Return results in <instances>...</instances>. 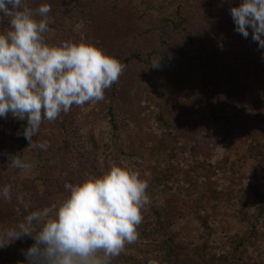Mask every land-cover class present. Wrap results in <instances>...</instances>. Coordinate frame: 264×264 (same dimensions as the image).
<instances>
[{"label":"rangeland","instance_id":"obj_1","mask_svg":"<svg viewBox=\"0 0 264 264\" xmlns=\"http://www.w3.org/2000/svg\"><path fill=\"white\" fill-rule=\"evenodd\" d=\"M90 1L79 0L74 7L67 0H25V5L32 9L41 4L51 6L47 16L49 31L44 33L48 44L91 42L117 58L136 51H142L147 58L151 53L153 65L158 62L153 67L155 74L142 82L137 68L142 70L145 65L131 64L105 90L102 101L73 105L67 114L61 113L53 121L45 120L33 139L37 143L47 141L46 149L28 147L29 141L22 135L26 120L10 114L0 118V193L5 187L10 190L9 198L0 194V230L23 222L34 210L49 208L54 214L56 206L69 195L66 184L80 183L102 175L112 165L124 164L148 182L150 203L145 206L141 222L145 232H140L138 226L137 241L126 245L111 264H264V241L260 239L254 248L241 252L229 248L225 259L212 262L206 261L203 251L196 254L195 247L183 239L186 233H195L194 229L203 232L207 210L219 204L215 210H220L221 204L226 208L225 197L234 188L241 187V192H232L234 208L243 207L251 215L257 200L250 192H244L245 187L253 183L264 193V66L249 60L248 70L230 54L239 45L228 41L234 23L230 8L239 3L120 0L118 5L93 2L90 8ZM77 8L91 9L92 18L87 24L75 15ZM177 8H182L183 15L191 19L192 28L193 25L203 28L199 36L203 42H197V50L185 39L186 35L176 31ZM9 19L0 14V32L9 29ZM201 50H206L208 56H203ZM217 52L220 53L216 55ZM210 53L213 57H209ZM203 57L206 59L202 60ZM211 80L231 84L233 92L222 95L228 100L223 111H236L235 125H220L212 118L209 99L201 103L197 97L211 85ZM166 96L175 98L177 103L168 112L172 123L162 128L157 116ZM235 96L238 102L233 101ZM243 105L254 107L246 112ZM109 110L118 118L116 129ZM130 110L138 114V123L131 121ZM203 113L209 118L201 128L199 119ZM256 148L261 149L262 155H253L260 154ZM172 152H176L174 187L163 197L152 180L161 175V168L171 159ZM4 153L20 154L29 167L10 166ZM40 159H49L53 164L50 178L41 171ZM243 199L248 201L247 205H243ZM154 207L163 213L162 219ZM225 215L217 219L219 238L227 223L237 236L255 230L257 214L253 213L242 224L231 221L230 213ZM257 227L263 237L264 219ZM178 230L182 239L173 249L170 238ZM33 242L31 237H23L0 248V264H25L24 251Z\"/></svg>","mask_w":264,"mask_h":264},{"label":"clouds","instance_id":"obj_2","mask_svg":"<svg viewBox=\"0 0 264 264\" xmlns=\"http://www.w3.org/2000/svg\"><path fill=\"white\" fill-rule=\"evenodd\" d=\"M49 4L32 9L25 0H0V14L10 18L0 32V118L26 120L22 135L32 148L42 123L67 114L73 105L104 99L125 69L119 58L91 42L63 41L50 45ZM235 31L264 50V0H240L230 8ZM158 66V62L153 67ZM10 166L29 167L20 154L4 153ZM148 182L124 164L99 176L66 184L69 195L56 206L30 212L23 222L0 230V248L23 237L33 243L24 251L25 264H111L126 245L137 241L138 226L150 203ZM9 188L2 191L9 198ZM154 264V262H150Z\"/></svg>","mask_w":264,"mask_h":264},{"label":"trees","instance_id":"obj_3","mask_svg":"<svg viewBox=\"0 0 264 264\" xmlns=\"http://www.w3.org/2000/svg\"><path fill=\"white\" fill-rule=\"evenodd\" d=\"M68 4L73 3V6H76L77 3H79V0H67ZM101 1L102 3H115L116 5L117 2L120 0H91L90 1V8L93 2L97 3ZM236 2H240V0H237ZM235 2V3H236ZM182 8H177L175 11V14L179 19L177 20L176 24V31L178 34H181L182 36H185V39L191 43V45L194 46V48L197 50V42H203V39L199 36H201L203 28H199L197 26L193 25L192 28V21L188 16L183 15ZM75 15L78 17H81L83 20L86 21V24L88 20L92 18V11L91 9L83 10L77 8L74 11ZM214 15V12L212 13ZM72 17H75L72 15ZM210 16L207 17L209 19ZM79 19V18H78ZM59 20V18H58ZM6 26V25H5ZM3 26V27H5ZM229 43L231 42H237L238 45V50H231L230 54H233L239 62L242 64V67L247 68L250 70V66H248L249 60H254L256 62H261V64L264 66V50L260 49L258 46V42H254L251 39V32L249 34L248 38H244L241 34L235 31V24L233 23L231 32H229V38H228ZM182 48V46L180 47ZM203 51V56L207 57L208 52L206 50H201ZM223 50H220V52ZM220 52H217L216 55ZM131 54L125 55V56H119V60L125 65L124 71H126L131 64L137 65V67H141L143 65L144 69L139 70L137 68V76H140V80L142 82L149 81V78L154 76L155 70L153 69V63H152V54L149 53L147 58H144L142 54H144L142 51H136L135 52H130ZM224 53V51H223ZM195 54V53H194ZM213 57V53L209 54V57ZM197 56L194 58L196 59ZM205 57L202 58V60L206 59ZM254 57V59L252 58ZM257 66V65H256ZM259 67V66H258ZM145 71V72H144ZM147 78V80H146ZM262 79V78H261ZM139 81V80H138ZM215 80H211L210 83L211 85L208 86L207 88H204L202 92L197 94V97L199 98L200 102H204L205 100L210 101V104L212 105V118L216 120L220 125H226L227 123H232L235 125L236 123V117L237 113L236 111L234 112H227L225 113L223 110L226 109L227 106H225L226 102L228 101L223 97L222 95L224 93H232L233 90H231V84H225V83H220ZM220 90V93H217V90ZM171 98V99H170ZM230 98V97H229ZM233 101L238 102V96H235ZM218 102V103H216ZM177 103V100L175 98L166 96L164 100V107L159 111V114L157 116V121L159 122L160 126L167 127L172 123V117L168 112L172 108V105ZM224 105V106H223ZM221 106L222 108L218 107ZM254 105H243L242 109H244L246 112H249L253 109ZM110 111V119H111V124L112 126L116 129L118 127L117 123V116H115L114 112ZM201 112H204L203 110H200ZM129 115L131 116L130 119L131 121L138 123L139 121V116L135 111H129ZM209 116H207L206 113L200 114V123H201V128L204 127L205 124H207ZM66 146V145H65ZM260 154H257L255 152L253 155L256 157L258 155H262L261 149L257 150ZM171 159L167 162L166 165L162 166L161 168V175L159 177H156L154 180H152V184L158 189V191L161 193L163 197L168 196L171 190H173L174 184L173 181L175 179V173L173 169V162L174 159L176 158V152L171 153ZM43 160V161H42ZM41 162V171L45 173L47 177L50 178L51 174V169L53 167V164L50 163L51 161L49 159H40ZM245 193L250 192L251 197H254L253 199L257 200L256 204V209L253 213L257 214V223L255 225V230L253 232L245 231L243 232L242 235H238L234 233V231L231 230L230 223L225 224L223 226V230H225L223 233H221L223 236L219 238L220 235L218 225H217V219L220 216H223L225 214L230 213V220L235 222V223H246L249 218L252 216L250 211L243 209V207H238L234 208L236 206V203H231L232 200L234 199L235 194L232 192H241V187H236L232 190L231 193H229L225 197V203L226 208L221 204L220 210H215L218 206L212 207V209L207 210V213L205 214L206 222L203 226V232H200L198 229H194L195 233H191V235L185 234V237L183 238L184 240H188V244L192 247H195V253L197 254L198 251H203V254L205 255L206 261L212 262L214 259H225L226 258V252L228 251L229 248L238 250V251H247L249 248H254L255 245H259V241L256 242V240H261L264 241V235L263 237L259 235V230L257 225H262L263 224V219H264V193L260 192L256 186L251 183L245 187ZM231 200V201H230ZM248 201L243 199V205H247ZM224 207V209H223ZM155 212L158 213L159 219L163 218V213L158 210L157 207H154ZM221 211H223L221 213ZM227 216V215H225ZM235 216L238 217L235 219ZM228 221V220H226ZM140 232H145L144 226L142 224L139 225ZM179 231V230H178ZM173 235L171 236V241H172V248L177 247V244L181 236L183 235L180 231L179 232H172ZM197 237V238H196ZM194 238V240H191ZM219 238V239H218ZM193 244V245H191ZM219 249V251H215L216 249ZM248 254V253H247ZM123 258L126 257L125 254L122 255ZM121 256V257H122ZM242 256V255H241ZM240 256V257H241ZM120 257V258H121ZM126 259V258H124ZM240 259H243L242 257ZM238 261H240L238 259ZM240 263V262H238ZM7 264V263H6Z\"/></svg>","mask_w":264,"mask_h":264}]
</instances>
